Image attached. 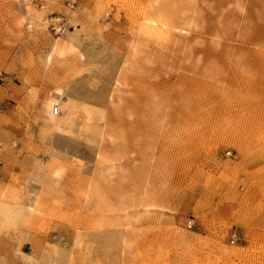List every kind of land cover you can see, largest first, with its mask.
Masks as SVG:
<instances>
[{"label":"rangeland","instance_id":"374dc122","mask_svg":"<svg viewBox=\"0 0 264 264\" xmlns=\"http://www.w3.org/2000/svg\"><path fill=\"white\" fill-rule=\"evenodd\" d=\"M144 1L0 0V190L40 184L35 172L60 185L31 198L43 211L30 229L28 203L1 199L0 264H264V0H196L202 13L187 33L174 22L158 29L115 115L109 95ZM68 39L76 53L46 63ZM53 86L104 109L103 123L124 135L119 163L139 201L157 206L148 218L96 226L106 206L81 192L96 178L97 145L46 129L41 103ZM26 231L38 256L19 252ZM55 245L58 255L47 250Z\"/></svg>","mask_w":264,"mask_h":264},{"label":"bare ground","instance_id":"6f19581e","mask_svg":"<svg viewBox=\"0 0 264 264\" xmlns=\"http://www.w3.org/2000/svg\"><path fill=\"white\" fill-rule=\"evenodd\" d=\"M197 4L196 0H145L142 3L138 10L137 18L129 28V37L123 42L125 45L124 60L118 69L112 87L113 89L108 100V107L111 109L110 111H112V113L118 115V110L119 112H123V110L119 109V107H121L124 98L122 88L128 84V73L138 70L141 66L140 62L142 64L150 63V43H152L153 40L158 42V29H161L164 25H169L174 22L176 28L179 29V31H182L180 34L187 33V31L184 30L186 28L191 29L196 24V16L198 13L197 7H199ZM236 4L237 3H235V5ZM240 8L241 7H239V9ZM198 9L199 11L201 10L200 8ZM200 12L202 13V10ZM200 12L198 14H200ZM199 22L203 23L204 21ZM74 53H76V48L71 39H68L67 41H58L52 47L51 52L46 56V63L50 64L58 62L63 57ZM191 53L192 50L190 48L184 51L187 60L192 57ZM147 102L148 104L146 107L150 109L149 111L152 115L156 114L158 112V105L156 104V101H150L149 99ZM128 112L129 113H125L127 114L126 116L129 117V114L133 115V112L129 110ZM132 115L131 118L133 117ZM41 116L43 117L46 129L55 135L60 137H72L77 135L79 137H83L87 143L97 145L96 158L99 161V165L95 172L96 178L85 184L86 186L84 187L86 188L85 190L83 189L84 191L82 190L83 192H81L82 196L87 197L89 191L92 190L96 199L99 200V202L101 201L102 205L106 206V214L100 222L96 224L97 227H102L107 223L118 228L126 227L129 225L130 220L135 222L141 220L142 218H148L151 211L155 207L157 208V206L147 198L149 196H144L147 200L142 197L144 200L141 201H139L136 197L134 188L136 187L137 182L134 180L133 175L131 178L130 175L132 173H129V168H123V165H120L119 159H122V154L119 152L118 148H115L117 142L123 141L124 135L122 136L120 131H116L114 128L115 126L113 127V125H110L108 120L106 121H108L109 124L107 122L103 123L105 120L104 109L88 103L78 102L70 96L64 86H53L48 90L42 99ZM159 121L162 123L161 119ZM123 143H121V146ZM105 145L109 147V156V150H105ZM58 174L59 170H55L53 172L52 176L54 182ZM104 187L107 191L103 190ZM5 189L6 188L0 190V201H3L1 200L2 198L7 197L13 201L17 199L16 195L14 198L12 190L11 195L9 194L10 191ZM9 189L10 188H8V190ZM90 197L92 196L90 195ZM37 201V197L31 199L27 205L28 209L25 208L26 211L28 210L30 217L36 211L35 205ZM3 203L5 202L3 201ZM5 204H0V207H3ZM10 205L15 206L14 203L9 204V206ZM135 208H140V214L138 213L135 216L131 215L132 217L130 218L129 209ZM52 263V261H49V264Z\"/></svg>","mask_w":264,"mask_h":264},{"label":"crops","instance_id":"0c3cea01","mask_svg":"<svg viewBox=\"0 0 264 264\" xmlns=\"http://www.w3.org/2000/svg\"><path fill=\"white\" fill-rule=\"evenodd\" d=\"M40 168L41 167H39V169ZM52 170L53 169H51V171ZM34 176L39 177V179L41 181L40 184H38V183H29L28 185L14 184L15 188H17V189H15V194H14V198L16 195L17 199L12 201L14 203V205H26L28 203V200H30V198H33L34 195L40 194V192H46V191H49L50 193H55L58 190V187H60L59 184L57 186L50 184L46 187L45 183L42 182V180H44V179H42V173L41 172H35ZM40 187H43L40 189L41 191L38 190ZM56 198H58V197L56 196ZM8 201H10V200H8ZM42 211H43V202H42V205L40 207L39 213H41ZM37 217H38V213L35 215H32L26 223L22 221L24 224H26V229H30V226H32L36 222ZM36 238H38V236L34 235V233H30L29 231H26V233L22 237V239L24 241L19 248V252L23 255L28 256V257L38 256L40 254L38 249H34L32 247V241L35 240ZM54 248L57 252L56 255L60 254L61 249H59L60 248L59 245H55L54 247L51 246V248L47 249V250H49L48 252H51V250H54ZM45 255L48 256V253L46 252ZM32 260L35 261L36 259H32ZM47 261H48V259L46 258L42 263L47 264Z\"/></svg>","mask_w":264,"mask_h":264},{"label":"built area","instance_id":"2783aa9c","mask_svg":"<svg viewBox=\"0 0 264 264\" xmlns=\"http://www.w3.org/2000/svg\"><path fill=\"white\" fill-rule=\"evenodd\" d=\"M226 155L230 156L231 154H230V152H227ZM232 238H234V236H233ZM232 241H233V240H232Z\"/></svg>","mask_w":264,"mask_h":264}]
</instances>
